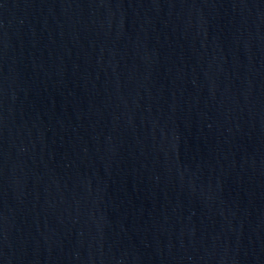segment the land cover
<instances>
[{"label":"water","instance_id":"obj_1","mask_svg":"<svg viewBox=\"0 0 264 264\" xmlns=\"http://www.w3.org/2000/svg\"><path fill=\"white\" fill-rule=\"evenodd\" d=\"M0 264H264V0H0Z\"/></svg>","mask_w":264,"mask_h":264}]
</instances>
